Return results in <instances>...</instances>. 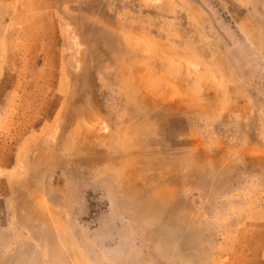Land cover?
Masks as SVG:
<instances>
[{"label": "rangeland", "instance_id": "obj_1", "mask_svg": "<svg viewBox=\"0 0 264 264\" xmlns=\"http://www.w3.org/2000/svg\"><path fill=\"white\" fill-rule=\"evenodd\" d=\"M0 264H264V0H0Z\"/></svg>", "mask_w": 264, "mask_h": 264}, {"label": "bare ground", "instance_id": "obj_2", "mask_svg": "<svg viewBox=\"0 0 264 264\" xmlns=\"http://www.w3.org/2000/svg\"><path fill=\"white\" fill-rule=\"evenodd\" d=\"M166 85V84H165Z\"/></svg>", "mask_w": 264, "mask_h": 264}]
</instances>
